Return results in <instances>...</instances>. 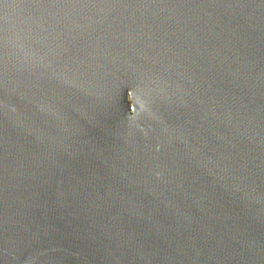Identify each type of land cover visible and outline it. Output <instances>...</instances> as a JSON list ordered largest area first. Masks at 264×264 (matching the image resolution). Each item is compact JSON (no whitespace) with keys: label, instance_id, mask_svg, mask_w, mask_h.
<instances>
[{"label":"water","instance_id":"obj_1","mask_svg":"<svg viewBox=\"0 0 264 264\" xmlns=\"http://www.w3.org/2000/svg\"><path fill=\"white\" fill-rule=\"evenodd\" d=\"M0 264H264V0H0Z\"/></svg>","mask_w":264,"mask_h":264}]
</instances>
